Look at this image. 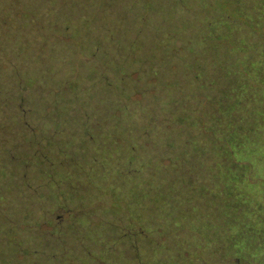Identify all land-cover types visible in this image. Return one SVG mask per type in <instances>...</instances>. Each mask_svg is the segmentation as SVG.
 <instances>
[{
	"label": "rangeland",
	"instance_id": "obj_1",
	"mask_svg": "<svg viewBox=\"0 0 264 264\" xmlns=\"http://www.w3.org/2000/svg\"><path fill=\"white\" fill-rule=\"evenodd\" d=\"M97 12L100 23L94 20L96 13L87 16L84 33L72 40L86 49L61 53L54 63L35 65L36 75L30 73L35 75V84L28 91L33 92L32 99L39 102L38 108H52L50 115H40L43 123L35 119L29 123L34 140H23L15 131V123L6 125L0 120V264H32L34 257L23 249L31 239L36 247L52 244V249L40 251L42 255L36 257L49 264H175L190 243L202 248L216 245L213 236L206 241L204 232L187 233L192 206L196 207L193 217H198L199 224L208 219L204 201L199 196L194 202L188 200L183 183L179 185L178 178L187 169L185 161L178 169L174 165L142 169L140 175L147 180L134 194V184L142 180L136 178L134 146L141 150L140 157H144V150L161 151L163 156L170 150L169 131L156 133L149 127L168 117V112L163 114L155 108V94L163 102L177 101L188 88H195L202 95L195 102L198 105L202 97L223 89L225 100L236 92L237 98L248 102L262 98L259 102L264 106V0H102L97 3ZM208 25L211 40L218 39L207 42L215 45V50L202 52L198 46L190 52L192 40ZM34 53L25 54L32 57ZM79 54L86 60L75 66L72 60L67 65ZM177 57L182 59L179 69L190 68L185 74L173 66ZM238 79L241 83L235 91ZM55 88L61 89L57 92ZM63 99L72 102L71 111L62 107ZM56 115L58 124L50 127L51 116ZM83 124L92 142L78 147L72 137H79L76 129ZM258 134L261 142L245 154L248 161L251 157L252 166L243 183L246 192L257 188L264 191V128ZM46 142L54 145L51 155L46 153ZM34 149L37 154L29 155ZM61 149L70 158L61 156ZM80 156L86 164L83 170L106 177L102 183L94 181L93 189L73 171ZM27 164L28 181L24 180ZM65 167L69 168L61 175ZM46 172L52 175L50 188L43 185ZM200 176L202 193L211 188L207 178L216 185L212 162L200 169ZM8 188L13 191L4 195ZM52 193L59 203L70 198L64 204L65 211L53 213L55 227H41L47 222V213L59 207L52 202ZM138 215L146 223L138 220ZM244 215L249 226L250 212ZM140 228L148 233L146 239H134V232ZM121 234L128 238L122 239ZM49 254L53 260L44 259ZM237 257L239 261L230 259L229 263L259 264L264 245Z\"/></svg>",
	"mask_w": 264,
	"mask_h": 264
},
{
	"label": "trees",
	"instance_id": "obj_2",
	"mask_svg": "<svg viewBox=\"0 0 264 264\" xmlns=\"http://www.w3.org/2000/svg\"><path fill=\"white\" fill-rule=\"evenodd\" d=\"M99 1L102 2V0H0V120L3 119L6 125L15 123V131L24 138L23 140L26 139L27 142L34 140V131L29 123L33 119L43 123L44 120L40 118V115H50L52 110L50 106L38 108L39 102L32 99L33 92H28L35 84L33 79L37 71L34 66L43 62L54 63L56 57L66 51L86 49V47L73 44L72 40L84 31L87 16L96 13L94 20L100 23L97 12ZM200 32L201 34L192 40L194 44L189 47V51L193 52L198 46L202 52L209 49L215 50V45L207 43L208 41L214 43L218 40L213 38L211 40V26H206ZM32 50L35 52L32 57L25 54ZM175 52L179 54L178 48ZM201 56L202 54L200 58ZM85 60L86 57L79 54L70 59L67 65H70V61H72L71 65L75 66L78 65V62ZM181 60L177 57V62L173 66L178 72L182 71L185 74L190 68L186 69V66L179 69L178 64L182 63ZM186 62L185 59L183 63ZM251 71H253V67H251ZM32 72H35L34 76L30 75ZM109 79L107 77V83ZM58 80L65 81V78H58ZM240 83L238 79V84L234 85L235 91L239 89ZM119 87L121 86L119 85ZM172 88L174 91L180 92L178 86L173 85ZM60 89L55 88V91L59 92ZM184 91L183 89L182 93ZM214 92L216 91H212L210 96L207 95V98L202 97V101L198 105H195V102L202 95L195 88H188V92L179 96L177 101L163 102L155 94V108L160 109L161 112L163 110V114L168 112V117L163 122L157 121L149 127L156 133L169 131L170 150H167L164 156L161 155V151L149 153L144 150V157H140L141 150L134 146L136 178L142 179L134 184V194L139 192V185L146 183L147 180L140 175L142 169L150 167L163 169L169 165H174V168L178 169L180 164L185 161L189 167L187 165L186 172L178 178L180 180L179 185L183 183L181 185L184 186L183 189L188 200L194 202L195 196H199L204 201L208 221L199 224L197 222L198 217L196 220L193 217L196 207L192 206L190 215L187 217L189 221L186 222L187 233L204 232L207 237L206 241L209 242L213 236L216 245L213 248H202L198 244L190 243L186 248L184 257L179 262H174L175 264H230V259L239 261L237 256L241 252L258 251L261 245H264V191L257 188L255 192H246L243 184L247 173L252 172V166L249 162L251 157L249 156L248 161L245 154L249 148L252 151V146L262 140L258 137L260 135L258 130L263 131L264 128V106L259 102L262 98L256 97L251 99L252 102H248L237 98L235 92L225 100V90L219 91L223 97H219V92L213 95ZM137 93V91L134 92V94ZM60 103L63 108L71 111L72 102L70 100L63 99ZM194 112H197L198 115L194 116ZM243 113L246 114L243 115ZM51 117L53 121L50 122L49 126L56 127V123L58 124L57 115ZM148 120L149 118L143 120L142 123ZM86 128L83 124L76 129L79 132L75 134H78L79 137H72L74 142L78 143V147L87 142H92V136ZM247 129L249 130L247 131ZM18 142V140L15 141L17 144ZM46 143L49 149L46 153L51 155L54 145L49 142ZM3 144L5 145V142ZM36 152L34 149V151L29 152V155H36ZM60 154L69 157L62 149ZM75 161H77L73 168L75 175L85 179L92 189L94 188V181L102 183L100 180L103 177L106 178L104 175L94 176L91 170L88 172L89 169L83 170V166L86 164L82 161L81 156L78 159L76 157ZM210 162L214 166L217 183L212 186L210 179L207 178L206 182L211 188L207 190V187L204 186V190L207 191L202 193L199 188L200 169L204 166L210 167ZM242 162H247L249 165H243ZM68 168L65 167L61 175ZM24 169L27 171L24 180L28 181L30 165L27 164ZM209 173L210 170H208V177H210ZM47 176L48 178L43 185L50 188L53 183L51 172H48ZM248 180L252 181L250 178ZM200 187L202 189L203 185ZM10 191L13 190L4 189L3 194L6 195ZM15 192L19 193L18 191ZM90 195L92 194L90 193ZM56 198L58 196H53L52 193V202L56 201L55 205H59V207L54 206L47 213V216L45 215L47 222L41 224V227L43 225L55 227L56 222L52 220L53 213L65 211L64 204L70 197L63 199L61 203ZM91 204L92 202L88 207ZM246 212H250L252 219L249 226L245 220L247 218L244 215ZM56 216L59 217V215ZM138 220L146 223V220L142 221L139 215ZM111 225L113 226V224ZM170 233H174L173 230H170ZM134 234L137 235L134 237L137 240L146 239L148 235L143 228H140V231H135ZM120 237L122 239L128 238L124 234H121ZM24 244L23 249L34 257L32 264H49V262L42 263L36 257L42 255L40 251L44 253L49 250V247L52 249V244L48 243L47 247H36L33 245L35 244L33 239ZM15 248L18 250L17 247ZM135 250L134 246L132 252L135 253ZM9 255L11 256V253ZM48 258L53 260V255L49 254L44 257L45 260ZM263 259L264 257L259 259V264H262Z\"/></svg>",
	"mask_w": 264,
	"mask_h": 264
}]
</instances>
